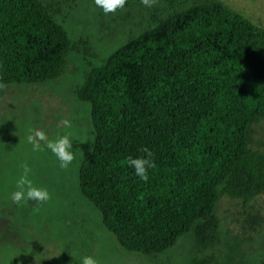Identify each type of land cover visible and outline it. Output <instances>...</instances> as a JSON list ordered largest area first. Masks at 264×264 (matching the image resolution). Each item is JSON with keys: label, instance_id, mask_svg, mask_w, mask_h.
<instances>
[{"label": "trees", "instance_id": "trees-1", "mask_svg": "<svg viewBox=\"0 0 264 264\" xmlns=\"http://www.w3.org/2000/svg\"><path fill=\"white\" fill-rule=\"evenodd\" d=\"M61 14L45 0H0V87L56 81L70 54L95 56ZM75 93L90 104L95 133L79 190L125 251L154 257L190 235L189 264H250L246 239L217 250V208L222 197L252 209L264 198L263 25L222 0H169ZM144 149L154 165L147 181L127 163Z\"/></svg>", "mask_w": 264, "mask_h": 264}, {"label": "rangeland", "instance_id": "rangeland-1", "mask_svg": "<svg viewBox=\"0 0 264 264\" xmlns=\"http://www.w3.org/2000/svg\"><path fill=\"white\" fill-rule=\"evenodd\" d=\"M45 1L60 5L59 22L73 41L88 40L95 56L70 54L66 72L56 81L0 87V264H81L84 255L93 256L97 264H189L190 235L154 257L125 251L79 190L80 167L93 150L95 133L90 104L79 101L75 91L92 67L101 65L129 35L148 26L153 11L169 0H150V6L125 0L123 7L109 14L95 0H80L72 8L65 0ZM222 1L264 26V0ZM37 130L49 140L69 135L74 160L67 168L59 166L43 141H37L41 150L27 143L26 135ZM257 131V146L259 141L264 145V124ZM24 165L30 169L33 185L49 192L47 202L24 200L17 205L11 201ZM253 205L255 209L221 198L217 215L222 242L217 250H225L226 239L232 245L236 239H246L241 246L246 259L264 264V198ZM257 212L262 222L252 225L250 215Z\"/></svg>", "mask_w": 264, "mask_h": 264}, {"label": "clouds", "instance_id": "clouds-1", "mask_svg": "<svg viewBox=\"0 0 264 264\" xmlns=\"http://www.w3.org/2000/svg\"><path fill=\"white\" fill-rule=\"evenodd\" d=\"M125 0H95V4L103 9L105 14L115 13L118 8L124 6ZM145 6H150V0H141ZM67 125L66 121H62ZM27 143L31 144L33 150H41V145L37 141H43L47 150L59 161L61 168H67L74 160L72 151L73 145L68 134L60 135L53 140H49L42 131L29 132L26 135ZM147 156L128 157V166L133 170V174L140 180H148V170L154 167L151 159L147 158L151 155L147 149H144ZM30 169L27 165L23 166V173L16 182V190L10 195V199L14 204L19 205L21 201L30 200L36 202H47L50 194L45 188L36 187L29 178ZM39 204L37 205V207ZM81 264H97V260L91 255L81 257Z\"/></svg>", "mask_w": 264, "mask_h": 264}]
</instances>
